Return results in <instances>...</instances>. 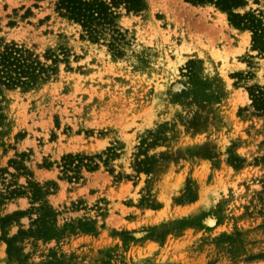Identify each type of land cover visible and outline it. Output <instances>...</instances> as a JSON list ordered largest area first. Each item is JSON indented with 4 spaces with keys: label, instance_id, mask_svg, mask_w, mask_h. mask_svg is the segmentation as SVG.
I'll return each instance as SVG.
<instances>
[{
    "label": "rangeland",
    "instance_id": "rangeland-1",
    "mask_svg": "<svg viewBox=\"0 0 264 264\" xmlns=\"http://www.w3.org/2000/svg\"><path fill=\"white\" fill-rule=\"evenodd\" d=\"M145 1L118 18L117 56L52 0H0L1 38L69 53L30 88L0 85V217L30 206L4 198L26 180L10 159L53 182L56 214L48 238L19 235L26 214L0 223V264H264V114L246 90L264 86V53L212 4ZM246 2L264 21V0ZM67 153L97 166L68 179Z\"/></svg>",
    "mask_w": 264,
    "mask_h": 264
},
{
    "label": "trees",
    "instance_id": "trees-1",
    "mask_svg": "<svg viewBox=\"0 0 264 264\" xmlns=\"http://www.w3.org/2000/svg\"><path fill=\"white\" fill-rule=\"evenodd\" d=\"M53 11L61 18L77 24L81 37L105 43L117 56L122 54L123 47L127 44V29L118 24L121 13L140 14L146 7L145 0H52ZM193 5L212 4L227 16L228 22L238 29H248L252 34V48L264 53V21L260 11L239 12L247 2L246 0H183ZM69 53L65 48H60L58 53L46 50L43 59L23 43L13 40L5 41L0 37V85L6 88H30L40 81L46 80L55 71V64L68 62ZM253 110L264 114V86L249 85L246 87ZM110 154H115L112 148L107 149ZM23 155V154H20ZM97 155H82L67 153L61 156L59 169L68 179L78 178L79 169L84 166L91 170L97 166L94 158ZM8 165L15 171L12 176L24 175L25 184L12 183L6 186L8 197L22 196L27 198L30 206L27 210H14L0 217V223L13 220L14 217L29 215L30 227L26 230L20 228L19 235L37 236L48 238L55 234L56 214L45 200V196L53 187V182H37L30 178L22 162L10 159ZM0 174H9L8 168H0ZM3 180L4 177H2ZM2 180V181H3ZM2 194H0V198ZM186 200H193V195H185ZM17 235H12L4 240L10 242Z\"/></svg>",
    "mask_w": 264,
    "mask_h": 264
}]
</instances>
